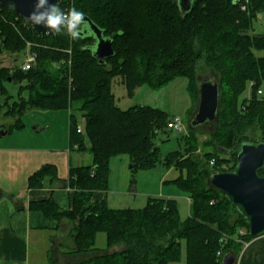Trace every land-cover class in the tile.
Returning <instances> with one entry per match:
<instances>
[{
	"label": "trees",
	"instance_id": "obj_1",
	"mask_svg": "<svg viewBox=\"0 0 264 264\" xmlns=\"http://www.w3.org/2000/svg\"><path fill=\"white\" fill-rule=\"evenodd\" d=\"M56 4L65 12L73 6L84 12L103 36L111 38L114 52L99 62L90 31L78 39L66 32L43 34L11 6L0 4V51L29 49L35 56L27 70L21 65L0 67V96H10L7 82L15 81L27 90L25 97L18 92L16 100L7 103L5 98L0 104V115L18 116L6 128L20 127L26 110L63 108L69 111L70 148L86 149L92 156L90 164L69 167L70 209L61 208L52 197L29 202V209L56 220H76L69 253L88 257L74 264H221L224 253L236 255L241 242L254 237L241 213L207 179L215 171L234 168L242 142H264V100L256 94L264 82V55L253 52L264 50V33L248 32L257 14L264 12V0H193L187 11L179 8L177 0H59ZM200 60L219 76L215 129L206 141L212 149L205 151L202 165L189 128L183 147L160 158L154 137L171 117L151 105L122 109L115 102L112 79L120 77L131 95L142 83L159 88L185 76L193 100L190 112L199 97ZM248 80L253 82L251 97L242 100L245 106L239 108L238 98ZM74 111L84 120V132L77 130ZM253 126L259 131L257 139L246 135ZM119 154L129 156L131 168L160 161L178 168L181 175L173 181L190 199L188 216L180 218L172 197L149 196L141 208H114L105 196L94 198L95 191L107 190L109 160ZM259 172L264 173V167ZM46 179H57L52 164L31 173L28 187H42ZM239 228L245 233L240 234ZM99 233L104 234L102 247L96 244ZM115 245L122 247L108 251Z\"/></svg>",
	"mask_w": 264,
	"mask_h": 264
},
{
	"label": "rangeland",
	"instance_id": "obj_2",
	"mask_svg": "<svg viewBox=\"0 0 264 264\" xmlns=\"http://www.w3.org/2000/svg\"><path fill=\"white\" fill-rule=\"evenodd\" d=\"M248 32L250 34L264 33V12L257 14ZM253 52L256 56L264 55V50L254 49ZM27 53H31V51L26 49L23 53H12L1 50L0 67L7 66L13 68L20 65ZM206 74H211L219 81L218 74L209 68L203 60H200L197 69V82L200 83V79ZM252 83L251 80H248L245 89L239 95L237 103L239 108H244L245 106V102L242 100L247 101L251 97ZM6 86L10 96H0V104H4L5 98H7V103L16 100L19 97L18 92L21 96L25 97L27 95V90L25 88L20 89L19 84L15 81L13 83L7 82ZM259 88L261 89V93L256 91V94L258 98L264 100V82ZM111 90L116 104L122 109L138 104L155 105L165 110L171 118L173 116L182 118L185 123L182 131L166 127L155 135L154 142L158 146L160 158L164 157L168 152L178 148L181 149L183 147V136L187 134L190 128L194 131L193 134L198 144L195 154L199 158L200 163L204 165L206 160L204 153L212 149L211 146L207 145L206 141L212 137L214 132L215 117L198 125L190 124V120L197 110L198 101L189 112L193 105V100L188 91L187 77L176 76L159 88H153L147 83H142L129 95L126 93V88L121 82L120 77L115 76L111 82ZM74 114L78 125L83 128L84 120L80 112L74 111ZM17 117L16 115L1 114L0 129H7L6 127L12 125ZM21 120L23 124L20 127H12L7 133L0 134V144H40L48 147H68V111L66 109L33 108L26 110L21 115ZM246 135L257 139L259 131L253 126L246 131ZM79 153L87 154V156L91 155L88 151H80ZM130 163L131 161L127 154L115 155L109 160L110 171L106 193L107 202L111 207L141 208L146 204L149 196L156 195L155 193L159 192L160 195L175 198L181 219H185L188 216L190 205L186 198V193L173 181L174 178L181 175V171L178 168L174 166L167 167L162 161L153 166H138L134 168L130 167ZM246 243L241 242L242 246L239 252L233 255V264H238L239 257ZM96 244L104 245L103 233L97 235ZM121 247L122 245H117L111 249H120Z\"/></svg>",
	"mask_w": 264,
	"mask_h": 264
},
{
	"label": "crops",
	"instance_id": "obj_3",
	"mask_svg": "<svg viewBox=\"0 0 264 264\" xmlns=\"http://www.w3.org/2000/svg\"><path fill=\"white\" fill-rule=\"evenodd\" d=\"M80 151L88 150L71 149L69 140L67 148L0 144V264H74L88 257L87 253H69L74 248L71 230L76 220H56L29 209V202L49 197L61 208H71L73 188L66 185L69 167L92 161L91 155ZM46 163L56 168L57 179H46L42 187H28L29 175ZM93 196H105L107 201L106 191H95ZM238 264H264V234L246 243Z\"/></svg>",
	"mask_w": 264,
	"mask_h": 264
},
{
	"label": "water",
	"instance_id": "obj_4",
	"mask_svg": "<svg viewBox=\"0 0 264 264\" xmlns=\"http://www.w3.org/2000/svg\"><path fill=\"white\" fill-rule=\"evenodd\" d=\"M59 0H46L39 12L50 11V6ZM193 0H177L179 8L187 11ZM36 0H0V4L9 7L23 17L34 30L47 34L51 32L45 26V21L39 25L33 24L29 13L33 11ZM89 23L90 32L95 36L93 55L103 62L104 58L113 54L111 38L103 36L102 30L85 15ZM219 86L215 78L206 74L199 83V97L197 110L190 120L191 125H198L216 116L218 109ZM8 129H0L5 134ZM131 165V163H130ZM264 167V142H242L236 155V163L232 170L215 171L208 176V183L221 190L228 201L244 217L247 231L253 236L264 234V173L259 168ZM234 256L226 252L221 258V264H233Z\"/></svg>",
	"mask_w": 264,
	"mask_h": 264
},
{
	"label": "clouds",
	"instance_id": "obj_5",
	"mask_svg": "<svg viewBox=\"0 0 264 264\" xmlns=\"http://www.w3.org/2000/svg\"><path fill=\"white\" fill-rule=\"evenodd\" d=\"M45 3L46 0H36L33 11L29 13L28 17L33 24L39 25L41 21H45V26L55 34L66 32L73 39H78L90 31L84 12L77 10L74 6L65 12L54 3L50 6V11L39 12L37 14L38 10Z\"/></svg>",
	"mask_w": 264,
	"mask_h": 264
},
{
	"label": "built area",
	"instance_id": "obj_6",
	"mask_svg": "<svg viewBox=\"0 0 264 264\" xmlns=\"http://www.w3.org/2000/svg\"><path fill=\"white\" fill-rule=\"evenodd\" d=\"M242 8L244 9L245 6L242 5ZM34 54L33 53H27L26 57L24 58V61L21 64V68L23 70H27L31 67L33 61H34ZM253 84V83H252ZM258 92L261 93V89L258 88L257 89ZM184 121L182 120V118L178 117V116H173L172 118L169 119V121L167 122V127L168 128H172L175 130H179L182 131L184 129ZM78 131H81V127L78 126L77 128ZM211 163L213 162L212 160L210 161ZM239 233L240 234H244L245 233V229L240 228L239 229Z\"/></svg>",
	"mask_w": 264,
	"mask_h": 264
}]
</instances>
